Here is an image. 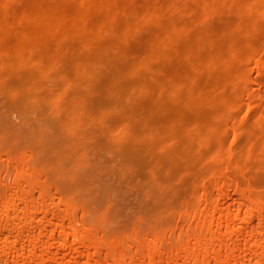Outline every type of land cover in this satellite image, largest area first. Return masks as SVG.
<instances>
[{
    "label": "bare ground",
    "instance_id": "obj_1",
    "mask_svg": "<svg viewBox=\"0 0 264 264\" xmlns=\"http://www.w3.org/2000/svg\"><path fill=\"white\" fill-rule=\"evenodd\" d=\"M0 10V264H264V0Z\"/></svg>",
    "mask_w": 264,
    "mask_h": 264
},
{
    "label": "rangeland",
    "instance_id": "obj_2",
    "mask_svg": "<svg viewBox=\"0 0 264 264\" xmlns=\"http://www.w3.org/2000/svg\"><path fill=\"white\" fill-rule=\"evenodd\" d=\"M20 4H18L17 6H19ZM1 11V10H0ZM195 29H197V28H195ZM141 33V32H140ZM140 33H138V36L139 35H141ZM108 40H104L103 41V43H105V42H107ZM109 42V41H108ZM107 44V43H106ZM134 46V49L136 48V50L138 49H141V46H135V45H133ZM121 58V57H120ZM107 68L108 69H110V66L108 67L107 66ZM137 78V77H136ZM136 78H132L133 80L135 79V80H138V78L136 79ZM130 81H132V80H130ZM65 89V91H64V93L63 94H65V95H63V94H61V92H62V90H64ZM2 91V90H1ZM4 94H5V92L4 91H2ZM57 92H58V95H63L64 97H65V99L63 100V104L64 103H66V101H67V96L68 95H71V93L73 92L72 91V89L70 88V86H68V85H63V86H61V87H58V90H57ZM1 93V92H0ZM3 93H1L2 95H0V119H2V120H4V121H8L7 119L9 118V120L10 121H8V124H9V122L11 123V121H12V123L13 124H10L11 126H12V128L13 129H21V128H24L23 127V124L21 123V120H20V118L17 116V114L16 113H13V111L12 110H9L8 109V104L7 103H5V98L7 99V96H6V94H5V98L3 97L4 96V94ZM7 104V105H6ZM5 105H6V107H5ZM8 106V107H7ZM66 106V105H65ZM12 111V112H11ZM63 113V112H62ZM63 114H61L60 113V116H62ZM60 118V117H59ZM86 119V118H85ZM84 119V120H85ZM2 120H0V124H1V122H2ZM88 120V119H87ZM86 120V121H87ZM89 121V120H88ZM70 123V121H68V120H66L65 121V125L67 124V123ZM7 123V122H6ZM44 123V121L43 120H41L36 114H34V113H32V114H30V116H29V120H27V124L30 126V127H32L33 125H37V124H42V125H44L43 124ZM85 123H88V122H85ZM5 123H3V125H4ZM78 124V118H75L74 120H73V125H72V127H71V129H69V130H66L65 131V134L66 135H70L71 134V132H72V134H73V128L76 126ZM2 125V124H1ZM6 126V125H5ZM4 126V127H5ZM85 128L83 127V126H81L80 127V129H79V132H81V133H84L85 132ZM7 138V137H6ZM6 138H3V139H1L0 138V143L2 144V142L1 141H3V144L5 143L4 141H6L5 139ZM8 140H9V142H10V140H12V138H7ZM14 139V138H13ZM126 141H127V138L125 139ZM124 140V142L122 141L121 143H125L126 141ZM18 141V140H17ZM8 142V141H7ZM8 142V143H9ZM13 142H14V140H13ZM12 142V143H13ZM20 142V141H19ZM18 143V142H17ZM78 146L82 149V148H85V150H86V153H84L85 155L83 156V158H82V160H83V164L81 165V168H91V166H92V161L94 160V158H96L97 159V156H98V151L96 152V149L94 150L96 153H94V152H92V149H90L89 148V145H87L85 142H83V141H81L80 140V142L78 141ZM5 144H7V143H5ZM19 144H22V141L19 143ZM92 153H94L95 154V156L96 157H94L93 155H92ZM100 154V153H99ZM103 155V154H102ZM102 155H101V157H102ZM94 157V158H93ZM110 158V157H109ZM102 159V158H101ZM104 159V158H103ZM106 159H104V161H105ZM109 160V159H108ZM108 160H106L105 162L108 164H106L104 161V163L102 162V160H100V162H102L103 164H105V166H107V167H105L102 163L100 164V165H102L104 168H102V169H106V168H108L109 170H110V168L111 169H113V167H115V166H113L112 167V163H111V161H110V163H108L109 161ZM108 161V162H107ZM114 163V162H113ZM80 164L79 163H76V162H72L71 160H69L68 162H67V164H65V166H64V168H67V169H69V168H77L78 166H79ZM115 165V164H114ZM0 166L2 167V168H5V166H4V163H0ZM101 166V167H102ZM108 169H106V170H108ZM115 169V168H114ZM129 178H128V176H126L125 178H123V179H121V181H120V183L121 184H123V185H125V186H127V187H129Z\"/></svg>",
    "mask_w": 264,
    "mask_h": 264
}]
</instances>
